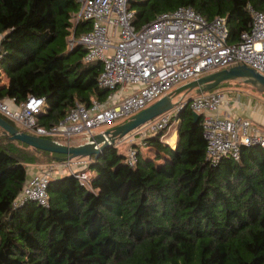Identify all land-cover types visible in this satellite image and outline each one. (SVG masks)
<instances>
[{"label":"trees","instance_id":"1","mask_svg":"<svg viewBox=\"0 0 264 264\" xmlns=\"http://www.w3.org/2000/svg\"><path fill=\"white\" fill-rule=\"evenodd\" d=\"M179 6L207 20L224 17L232 44L264 0H128L137 30ZM78 10L79 0H0V71L7 80L0 101L44 97L36 124L46 129L76 104L105 103L112 92L99 85L103 63H86L85 47L67 44L92 28L84 19L72 24ZM190 101L177 114L174 147L163 143L167 127L137 134L129 165L128 150L112 143L90 158L87 182L70 173L51 178L44 207L14 200L27 165L58 155L0 131V264H264V147L242 146L238 158L211 163ZM143 148L154 157L143 156Z\"/></svg>","mask_w":264,"mask_h":264},{"label":"built area","instance_id":"2","mask_svg":"<svg viewBox=\"0 0 264 264\" xmlns=\"http://www.w3.org/2000/svg\"><path fill=\"white\" fill-rule=\"evenodd\" d=\"M133 16L128 0H79V10L71 19L72 24L84 19L92 25L91 30L79 38L69 37L67 44L70 47L75 42L82 44L86 49L83 58L86 63L97 60L103 63L98 75L99 85L112 89L105 103L94 100L90 107L76 104L48 129L36 124V114L45 103L44 97L28 96L19 104L13 98H6L0 101V114L16 123L22 132L46 138L63 137L60 141L65 143L82 136L85 142L88 137L106 130L94 132L96 127L116 119L123 120L109 128L123 123L173 92L174 87L179 88L203 74L244 65L264 76V10L251 8L249 31L242 32L239 40L232 44L227 40L224 17L207 20L191 7L179 6L162 12L139 30L132 24ZM3 78L0 71V84ZM190 100L193 113L201 117L206 159L211 163L224 155L238 158L242 146L264 147V131L251 127L249 119H232L222 113L220 108L227 100L223 93L204 92ZM184 103L178 102L172 109L147 121L141 126L145 130L139 138L148 131L155 132L177 123V114ZM135 155L136 150L130 147L129 165L135 161ZM89 160V157L78 156L39 166V171L26 179L14 203L32 200L48 206L49 180L70 173L85 183L92 175Z\"/></svg>","mask_w":264,"mask_h":264},{"label":"water","instance_id":"3","mask_svg":"<svg viewBox=\"0 0 264 264\" xmlns=\"http://www.w3.org/2000/svg\"><path fill=\"white\" fill-rule=\"evenodd\" d=\"M234 79L243 80L244 83L256 86L257 90L264 93V76L248 68L244 65H234L227 69L216 70V72L203 74L198 79L187 82L181 85L173 92L165 95L163 98L155 101L147 108L139 111L131 116L129 120L117 124L104 132H98L88 137L83 143L77 145H70L65 142H59L54 139L39 137L33 134L22 132L16 129L11 123L0 116V129L3 135L12 140H18L22 143L28 144L31 148L36 150H45L54 153L56 160L72 159L80 157H95L104 147L112 144L115 139L127 136L133 129L140 127L147 123V121L163 114L173 108V97L176 94L183 92L194 91L196 95L215 88L217 85L232 81ZM190 97L186 99L185 103L190 101ZM194 120L199 119V115L193 113Z\"/></svg>","mask_w":264,"mask_h":264},{"label":"rangeland","instance_id":"4","mask_svg":"<svg viewBox=\"0 0 264 264\" xmlns=\"http://www.w3.org/2000/svg\"><path fill=\"white\" fill-rule=\"evenodd\" d=\"M177 87H174L172 90H176ZM219 91L224 94V98L230 99L232 102V105L234 108H240L238 103H244V105H241L245 112L247 117H243L246 119H249V123L251 127H255L259 131H264V93L257 90L256 86L249 85L243 82V80L240 79H234L232 81H225L221 83L220 86L216 87L213 91ZM207 92V91H206ZM204 93V92H203ZM196 95L194 91L189 92H183L176 94L173 97V102L176 104L178 102L186 101L187 98H192ZM226 95V96H225ZM239 100V102H238ZM229 101V100H228ZM174 104V105H175ZM235 104V105H234ZM174 107V106H173ZM249 110V111H248ZM255 111V112H254ZM224 114V113H223ZM226 116V115H225ZM230 118V117H229ZM238 119V118H235ZM123 119H116L113 120L112 123L103 124L101 126L96 127L93 131H97L99 129H108L111 127L113 123L121 122ZM258 123V124H256ZM176 124H172L169 128H167V135L165 136V139H163V143H167L170 146L175 145L176 143ZM138 129H135L134 131H131L127 136L115 139L113 142L116 145V148L121 152L129 151L132 142L139 143V138L137 137V134L142 135L143 127L140 126L137 127ZM110 129V128H109ZM176 136V137H175ZM174 137V142L170 143L169 140ZM83 137L77 136L73 138L69 143L70 145H77L79 143H83ZM141 152L143 156L146 158L152 159L154 157V151L151 148L141 149ZM43 161H45L43 159ZM158 163V162H156Z\"/></svg>","mask_w":264,"mask_h":264},{"label":"crops","instance_id":"5","mask_svg":"<svg viewBox=\"0 0 264 264\" xmlns=\"http://www.w3.org/2000/svg\"><path fill=\"white\" fill-rule=\"evenodd\" d=\"M3 83L2 84H6V82H7V80L5 79V76H4V78H3ZM226 96V95H225ZM226 98V97H225ZM229 100V101H228ZM238 102H239V100H238ZM239 104V107L240 108H234V106L232 105V102H231V100L230 99H228L227 98V100H226V102H224L223 104H222V106H221V108H220V110H222V113H224V115H226L227 117H230V118H232V119H235V118H243V117H247L246 116V112H245V110H244V108L241 106V105H244V103H238ZM235 105V104H234ZM249 111V110H248ZM255 112V111H254ZM10 120V119H9ZM176 124V126H178L179 125V121L177 122V123H175ZM256 124H258V123H256ZM259 125V124H258ZM16 126V127H15ZM15 128L16 129H18L19 131H21L20 129H19V126L15 123ZM260 126V125H259ZM176 129H177V127H176ZM0 131H1V129H0ZM177 131V130H176ZM176 135H177V132H176ZM176 137V136H175ZM175 141H177V138H176V140ZM27 167H28V175H27V178L29 177V176H31V175H33V174H35V173H37L38 171H39V165H36V164H28L27 165ZM26 178V179H27ZM26 181V180H25ZM20 194V193H19ZM18 194V195H19ZM17 195V196H18ZM16 199V198H15Z\"/></svg>","mask_w":264,"mask_h":264},{"label":"bare ground","instance_id":"6","mask_svg":"<svg viewBox=\"0 0 264 264\" xmlns=\"http://www.w3.org/2000/svg\"><path fill=\"white\" fill-rule=\"evenodd\" d=\"M170 143L174 142V137L169 140Z\"/></svg>","mask_w":264,"mask_h":264}]
</instances>
